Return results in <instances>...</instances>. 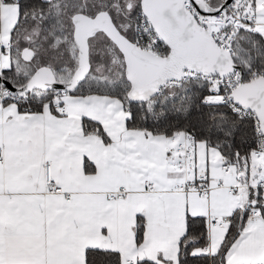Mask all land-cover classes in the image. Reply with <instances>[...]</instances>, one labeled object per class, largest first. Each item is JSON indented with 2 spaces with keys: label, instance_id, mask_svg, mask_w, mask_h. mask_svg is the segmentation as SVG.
Here are the masks:
<instances>
[{
  "label": "snow or ice",
  "instance_id": "obj_1",
  "mask_svg": "<svg viewBox=\"0 0 264 264\" xmlns=\"http://www.w3.org/2000/svg\"><path fill=\"white\" fill-rule=\"evenodd\" d=\"M0 264H264V0H0Z\"/></svg>",
  "mask_w": 264,
  "mask_h": 264
}]
</instances>
